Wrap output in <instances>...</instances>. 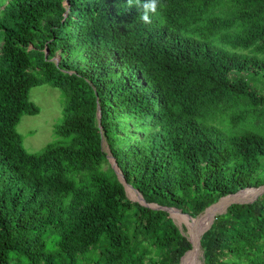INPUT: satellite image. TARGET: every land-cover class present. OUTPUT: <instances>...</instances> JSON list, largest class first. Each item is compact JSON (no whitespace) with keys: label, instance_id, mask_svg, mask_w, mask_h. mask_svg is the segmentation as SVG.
<instances>
[{"label":"trees","instance_id":"obj_1","mask_svg":"<svg viewBox=\"0 0 264 264\" xmlns=\"http://www.w3.org/2000/svg\"><path fill=\"white\" fill-rule=\"evenodd\" d=\"M161 3L146 24L127 0H0V264H180L185 228L122 180L192 217L264 184V0ZM42 84L62 117L28 152L15 126ZM199 248L264 264V191Z\"/></svg>","mask_w":264,"mask_h":264},{"label":"rangeland","instance_id":"obj_2","mask_svg":"<svg viewBox=\"0 0 264 264\" xmlns=\"http://www.w3.org/2000/svg\"><path fill=\"white\" fill-rule=\"evenodd\" d=\"M29 99L38 107V112L35 115H22L16 124L15 129L20 136L24 149L28 152H37L41 150L47 142L54 139V127L60 122L62 117L61 104L63 103V98L58 89L47 84H42L34 86L30 89ZM108 157L114 166L115 162L113 158L109 155ZM122 182L128 198L132 200H141L140 193L137 190L125 181L122 180ZM245 189H248L245 191L247 198L245 200L242 199L237 201H251L254 199L255 194L257 193V188L251 187ZM149 204L155 206V204ZM166 209L168 210L169 216L173 222L176 223L180 229L183 227L185 228V234L188 237L191 236V233L195 234L197 231L195 226H199L200 231L207 225L211 215L215 213L218 214V211H222L221 207L213 209V206H211L209 209H206L197 216H194V220H192L186 213L177 208L166 207ZM194 237L195 236H191V238ZM192 264H202V252L199 246L195 248V253L192 256Z\"/></svg>","mask_w":264,"mask_h":264},{"label":"water","instance_id":"obj_3","mask_svg":"<svg viewBox=\"0 0 264 264\" xmlns=\"http://www.w3.org/2000/svg\"><path fill=\"white\" fill-rule=\"evenodd\" d=\"M249 188H251V187H249ZM256 188H257V193L255 194V197H256L260 192L264 191V184L261 185V186H259V187H256ZM241 190H243V189H241ZM239 191H240V190L236 191L235 193L228 194V195H225V196H223V197H220L216 202L212 203V204H211L210 206H208L206 209L210 208V207L213 206L214 204H217L221 199L226 198V197L231 196V195H234V194L238 193ZM140 196H141V195H140ZM255 197H254V198H255ZM136 201H138V202H140V203H142V204H144V205H147V206H152V205H150L149 203H146V202L143 200L142 197H141V200H136ZM237 202H244V201H237V200L230 201L227 205L224 206V208L222 209V211H219L218 214H220V212L223 213V212L225 211L226 207H227L229 204H231V203H237ZM152 207H157V208H162V209L167 210L166 207H164V206L160 207V206L155 205V206H152ZM206 209H205V210H206ZM167 211H168V210H167ZM188 217L191 218L192 220H194L193 217H191V216H189V215H188ZM214 217H215V215H213V216L210 218L208 224H207L203 229H201V230L199 231V234H198L197 239H196V244H197L198 246H199L200 235H201V234H202V233H203V232H204V231L210 226V224L212 223ZM188 239H189L191 245L193 246V243H192L193 240L191 239V236L188 237ZM191 248H192V247H191ZM190 250H191V249H189L188 251H186V252L181 256V258H180V264H183V263H184V261H185V259L187 258V255H188V253H189Z\"/></svg>","mask_w":264,"mask_h":264},{"label":"clouds","instance_id":"obj_4","mask_svg":"<svg viewBox=\"0 0 264 264\" xmlns=\"http://www.w3.org/2000/svg\"><path fill=\"white\" fill-rule=\"evenodd\" d=\"M127 6L131 7H138L141 9V20L144 23H151L152 15L157 14V10L159 7H162L161 0H147V2H143L142 0H127Z\"/></svg>","mask_w":264,"mask_h":264},{"label":"bare ground","instance_id":"obj_5","mask_svg":"<svg viewBox=\"0 0 264 264\" xmlns=\"http://www.w3.org/2000/svg\"><path fill=\"white\" fill-rule=\"evenodd\" d=\"M248 190V189H245V190H242L234 195H231V196H228L226 198H223L221 199L217 204H214L213 205V209H216L218 207H221L222 209L224 208L225 205H227L230 201H234V200H245L247 198V195L245 194V191ZM250 190V189H249ZM254 193V192H253ZM209 209V208H208ZM219 212V211H218ZM216 214V213H215ZM213 214V215H215ZM211 215V217L213 216ZM210 217V218H211ZM209 222V221H208ZM208 224V223H207ZM195 228L197 229V231L195 232V234H192L191 233V236H195L194 238H191L193 240V246L191 248V250L189 251L188 255H187V258L185 259L184 263L183 264H192V256L193 254L195 253V248L198 246L196 244V239H197V236L199 234V226H195Z\"/></svg>","mask_w":264,"mask_h":264}]
</instances>
